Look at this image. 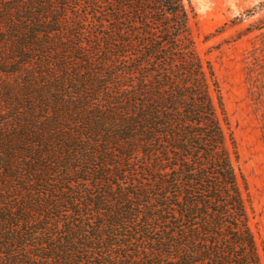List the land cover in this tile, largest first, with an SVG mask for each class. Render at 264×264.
Segmentation results:
<instances>
[{"label":"trees","instance_id":"trees-1","mask_svg":"<svg viewBox=\"0 0 264 264\" xmlns=\"http://www.w3.org/2000/svg\"><path fill=\"white\" fill-rule=\"evenodd\" d=\"M32 1L0 5L1 261V247L27 241L40 257L29 264L235 262V246L217 241L225 233L222 216L206 211L212 219L203 223L204 207L195 201L207 184V196L227 190L237 209L244 206L218 117L219 108L227 120L220 92L218 104L180 101L175 88L135 73L139 64L117 63L113 37L95 57L79 24L36 15L40 6ZM210 156L222 177L212 179L199 165ZM155 214L170 218L185 241L151 252L138 251L143 241H121L139 219L153 232ZM183 214L189 218L181 223ZM205 230L212 241H202ZM231 232L234 239L246 232L255 246L248 226ZM20 261L12 264H26Z\"/></svg>","mask_w":264,"mask_h":264},{"label":"rangeland","instance_id":"rangeland-1","mask_svg":"<svg viewBox=\"0 0 264 264\" xmlns=\"http://www.w3.org/2000/svg\"><path fill=\"white\" fill-rule=\"evenodd\" d=\"M4 1L0 0V5ZM32 2L40 6L36 15L40 12V15L46 14L49 18L62 17L69 24H79L86 37L91 38L89 46L92 54L96 53L95 57L105 49L106 37H113L112 52L120 59L117 63L124 60L126 64H139L140 68L133 70L135 73L139 75L143 71L148 79L157 83L160 81L163 87L175 88L180 101L200 103L213 100L218 104L220 92L227 120L223 119L219 108L218 117L226 133L225 146L238 176L244 206L237 209L236 198L228 196L227 190H223L221 198L214 194L207 196V184L199 183L202 192L197 196L204 199L195 201L204 210L198 211V219L208 223L212 217L206 211L222 216L225 233L218 235L217 241H227L235 246V251L229 254L235 262L227 263L264 264V0ZM212 117L215 115L209 113L207 119ZM232 137L239 158L233 152ZM224 149L218 148L219 151ZM216 158L200 157L204 163L199 165L207 169L205 172L212 179L222 177L215 169L218 167ZM189 160L193 163V156H189ZM231 192L235 193L233 189ZM187 193L184 189L182 197ZM218 205L220 207L215 211L214 207ZM226 205L232 210L231 214L224 212ZM188 218L183 214L181 223ZM150 219L154 221L153 232L142 230L143 223L137 224L139 219L131 223L130 232L119 234L121 241H132L131 245L135 241H143L138 251L145 247L148 252L163 250L175 241H185L174 229L175 223L170 222V218L167 220L155 214ZM245 225L252 232L255 246L246 232L239 239L232 237V228L242 231ZM200 228L205 229L204 226ZM143 231L147 236L139 239ZM205 231L207 239L202 241H212L209 232ZM130 234L135 236L129 239ZM1 249L4 250L2 256L5 262H8L0 259V264H12L16 258L29 264L36 257L40 258L36 254L39 251L36 245L27 241ZM143 255L141 252L140 257Z\"/></svg>","mask_w":264,"mask_h":264}]
</instances>
